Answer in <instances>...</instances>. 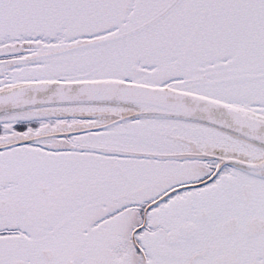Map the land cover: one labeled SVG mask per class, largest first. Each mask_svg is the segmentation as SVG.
Masks as SVG:
<instances>
[{
    "label": "snow or ice",
    "instance_id": "1",
    "mask_svg": "<svg viewBox=\"0 0 264 264\" xmlns=\"http://www.w3.org/2000/svg\"><path fill=\"white\" fill-rule=\"evenodd\" d=\"M0 264H264V0H0Z\"/></svg>",
    "mask_w": 264,
    "mask_h": 264
}]
</instances>
